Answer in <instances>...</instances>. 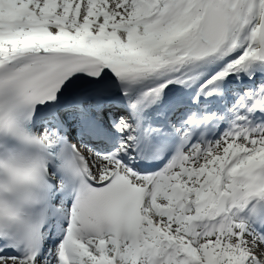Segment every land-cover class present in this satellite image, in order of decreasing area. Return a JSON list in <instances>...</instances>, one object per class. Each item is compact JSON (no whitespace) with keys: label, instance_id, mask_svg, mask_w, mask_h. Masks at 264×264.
I'll use <instances>...</instances> for the list:
<instances>
[{"label":"snow or ice","instance_id":"6c2138e0","mask_svg":"<svg viewBox=\"0 0 264 264\" xmlns=\"http://www.w3.org/2000/svg\"><path fill=\"white\" fill-rule=\"evenodd\" d=\"M0 264H264V0H0Z\"/></svg>","mask_w":264,"mask_h":264}]
</instances>
